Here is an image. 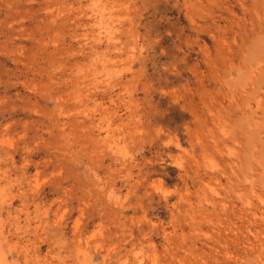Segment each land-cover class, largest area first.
<instances>
[{
    "label": "rangeland",
    "instance_id": "rangeland-1",
    "mask_svg": "<svg viewBox=\"0 0 264 264\" xmlns=\"http://www.w3.org/2000/svg\"><path fill=\"white\" fill-rule=\"evenodd\" d=\"M0 264H264V0H0Z\"/></svg>",
    "mask_w": 264,
    "mask_h": 264
}]
</instances>
